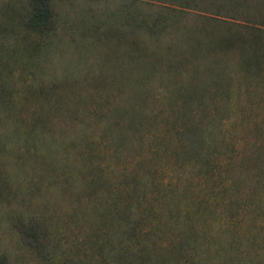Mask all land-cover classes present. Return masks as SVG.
Returning <instances> with one entry per match:
<instances>
[{"label":"rangeland","instance_id":"rangeland-1","mask_svg":"<svg viewBox=\"0 0 264 264\" xmlns=\"http://www.w3.org/2000/svg\"><path fill=\"white\" fill-rule=\"evenodd\" d=\"M26 1L0 0V36L5 35V32L9 34L7 39L0 37V43L11 47V54L16 57L10 59L0 46V68L5 69L4 72L10 69V73L1 79L2 86L9 88L16 101L14 115L21 117L27 114H45L52 124L58 126L61 121L59 111H64L65 118L76 117L78 120L79 116L89 115V109L94 110L100 101L114 99L117 93L122 96H133L135 93L137 97L149 100L153 110H164L165 113L170 111L167 105L159 102L169 98V89L162 88L170 86L169 83L163 84L168 81L167 77L157 73L152 80L145 81V76L138 77L141 64L134 65L124 57L119 61L108 60L107 65L112 67L107 68L116 70L114 76L119 78H110L108 81L96 79L94 73H85L91 69L87 68L89 64L105 66V55L119 50L112 51L115 42L112 44L105 40L106 37L101 32L134 30L128 25L116 27L122 18L120 11H115V15L105 14L103 10H115L121 2L132 0H50L55 26L41 31L51 32L43 39L39 35L24 33L28 31L22 28L21 16ZM142 6L148 13L154 12L146 4ZM198 9L212 14V10L198 6L197 9L187 11V17L183 18L185 24L188 22V25H200L197 23L200 20L194 18L198 16ZM224 15L222 12L220 17H227ZM125 24L130 25L132 22ZM16 32L21 34L17 35ZM36 40H40V45H47L44 51L47 58L32 59L31 54L26 53L34 51L32 44ZM88 56H94L93 59L97 60ZM83 57L85 59L80 62L86 65L75 67L77 58ZM230 62L231 59L223 58L218 65ZM230 80L231 83L235 81L231 77ZM201 81L206 85L211 84L210 78L202 77ZM53 83L58 84L59 88L53 89ZM29 84H33L32 93ZM127 85L130 86L126 87ZM242 88L247 90L245 81ZM250 88L255 95L248 97L249 92L243 89L234 92L228 99L225 96L221 99V94L216 93L219 96L217 99L226 108L227 104L231 108L229 121L226 119L223 127L227 128L230 139L231 136L235 138L236 146L234 150L226 149L223 155L232 154L230 156L235 157L238 162L246 160V165L253 146L250 132L245 129L247 126L251 127L250 121H247L250 117L243 118L246 112L242 113L241 109L247 108L254 117H264V84H256ZM251 100H259L260 106L250 107ZM242 103L244 104L241 105ZM201 110L194 108L191 112L198 114ZM213 110L211 104L208 113L213 114ZM90 117L94 119L93 113ZM86 120L89 123L83 120V127L81 122L75 128L70 125L65 134L54 129L51 133H55L56 138L51 145L35 139L29 140L30 144L26 147L23 129L5 132L12 138L0 145V264H264V213L254 215L257 213L253 212L247 216L246 212L239 211L228 221L221 213L222 202H213L211 208L207 209L212 212L204 211L200 215L206 218V222L202 218H196L193 225L199 233L208 227L211 238L202 244L199 239L192 243L180 241L189 223L181 216L173 219L169 209L185 208L186 204H181L185 201H180L181 197L174 193L179 192V188L185 189L186 184L194 187L191 192L195 195V198H191L193 202L206 197L207 179L200 174L184 172L182 175H174L168 171L170 165L166 163L162 167L163 172H157L152 181L155 183L153 192L137 190V202H133L130 215L129 212L122 214V209L126 208L120 205V199L129 193L130 196L136 195V192L135 195L132 193L135 179L133 172L129 173L131 164L119 166L125 169L124 174H118L116 168L114 173L107 172L102 144H95L89 149L82 143V139L79 140V136H84L85 132L91 133L94 138L98 136L97 125ZM150 131L152 133L145 136V144L151 139L166 140V135L170 133L168 131L164 135L165 132H159L157 127ZM21 132L23 134L18 136ZM5 134L3 131L0 135ZM74 134L77 135L72 138L74 142L71 143L69 137ZM50 147L59 148L58 155ZM147 149L148 147H144L142 152L145 158L149 156ZM33 150L36 154L31 156L30 151ZM53 156L59 157L60 161L56 163ZM161 157L164 158L161 163L170 160V156H165L166 159L163 155ZM66 164L67 169L63 171ZM217 168L221 169L223 166L219 165ZM224 175L230 176L225 172ZM94 176L97 177L96 183L103 185L94 189L93 193L82 191L91 189L88 182ZM216 176L219 177V170ZM246 177L249 178V175ZM253 181L255 177L251 176V180L246 181L247 185H242V197H249L250 190L247 189ZM166 186H172L175 192L167 193ZM163 192L166 193L161 195ZM255 194L250 195H257L253 199L264 204V194ZM191 205L189 209L192 208ZM214 205L216 207L213 210ZM125 214L128 220L122 217ZM16 216L26 219L35 217L42 221L44 235L41 245L32 247L20 239L13 225ZM229 238H234L233 247Z\"/></svg>","mask_w":264,"mask_h":264},{"label":"trees","instance_id":"trees-1","mask_svg":"<svg viewBox=\"0 0 264 264\" xmlns=\"http://www.w3.org/2000/svg\"><path fill=\"white\" fill-rule=\"evenodd\" d=\"M49 1H26L21 16L22 28L28 31L24 32L25 34L39 35L40 39H43L51 33L41 32L55 26L54 10ZM141 3L146 4L154 12L148 13ZM198 6L208 11L212 10V14H206V10L198 9L196 12L198 16L195 14L197 17L194 18L200 20L197 22L200 25H194L190 21L191 25H188V22L185 24L183 18L187 17L185 15L187 11L197 9ZM117 10L120 11L122 18L119 19L116 27L132 26L133 32H101L106 37L105 40L112 44L115 42V48H111L112 51L118 48L119 50L116 51L117 53L105 55V66L89 64L87 68L91 69L85 73H94L93 76L96 79L108 81L110 78L119 79L114 76L116 70L107 68V66L112 67L107 65L108 60L119 61L124 57L134 65L141 64L142 69H140L141 73L138 72V77L145 76V81L152 80V77H155L157 73L167 77L168 81L163 84L169 83L170 86L162 88L169 89V98L161 99L159 102L161 105H167L170 111L165 113L164 110H153L149 100L145 97H137L135 93L133 96L128 94L122 96L117 93L114 99L107 98L103 102L100 101L95 105L94 110L89 109V115L79 116L78 120L76 117L65 118L64 111H59L61 121L58 122V126L52 124L48 115L45 116V114L29 116L27 114L19 117L13 114L16 101L9 88L2 86L1 81L7 73H10V69H6L7 72H4L5 69L0 68V134L3 131L5 134L8 130L12 132V130L23 129L26 134L23 135V139L27 141L26 147H28L27 144H30L29 140L34 141L35 139L40 143L45 142V144L51 145L53 139L56 138L55 133H51L54 132V129H58L60 134L62 132L65 134L70 125L75 128L78 122H81V127H83L82 124L89 123L86 119L95 123L97 132H99L96 138L87 132L83 133L84 136H78L79 140L82 139V143L89 149H92L95 144H102L105 150L107 172L114 173L113 170L116 168L118 174H124L126 173L125 169L119 166L131 164L129 173L133 172L135 179L132 193L136 192V195L130 196L129 193L120 199L122 202L120 205L126 208L122 209V214L129 212L130 215V208L133 202H137V192L140 189L145 192H153L155 183L152 181H154L157 172H163L162 167L166 166V163L170 165L168 171L174 175H182L184 172L200 174L207 179V190L205 188V191L208 194L197 202H193L191 199L195 198V195L191 193L194 187L188 184L185 185V189L179 188V192H175L172 186L165 187L167 193L175 192L174 195L181 197L180 201H185L181 202V204H186L185 208H170L169 212L173 219L181 216L186 223H189L183 236L181 235L182 239H180L186 243H192L195 239H199L202 244L211 238L208 227L199 233L195 231L193 225H195L196 218H202V221L206 222V218L200 215L204 211L211 213L212 211L207 209L211 208L210 205L213 202L216 204L222 202L221 213L228 221L234 218L239 211L246 212L247 216L253 212L257 213L254 215L264 213L262 209L264 204L253 199L257 196L256 194H264V117H254L247 108L241 109L242 113L246 112L243 118L250 117L247 121H250L251 125L250 128L245 127L246 132H250L251 145L253 146L247 157V165L244 164L246 160L238 162L235 157L230 156L232 154L223 155L226 149L234 150L236 146H234L235 138L231 136L230 139L228 130L226 131L227 128L223 127L226 119L227 122L229 121L231 108L228 104L226 108V105L217 99L219 96L216 94L219 92L221 99L224 96L228 99L234 92L243 89L251 93H247L248 97L252 94L255 95L250 86L264 84V12L262 13L264 0H132L121 2L115 10L107 9L103 12L116 15L115 11ZM101 11L99 10V12ZM222 12L227 17H220ZM125 22H132V24H125ZM16 34L20 35L21 32L20 34L16 32ZM8 36L9 34L5 32V35L0 37L7 39ZM39 42L40 40L33 42V52H26L28 55L31 54L32 59L47 58V54L44 52L47 45H40ZM0 46L8 53L10 59H16L11 54V47L2 43ZM88 57L93 59L94 56ZM223 58H229L231 62L219 66L218 62ZM84 59L85 57L77 58L74 66L86 65L80 62ZM236 73L238 76H235ZM202 77L210 78L211 84L206 85L201 81ZM230 77L235 81L231 83ZM244 81L247 90L242 88ZM32 85L29 84L31 93ZM52 88H59V85L53 83ZM258 101H249V106L259 107L260 102ZM211 104L214 109L213 114L208 113ZM232 105L233 103H231ZM194 108L202 110L195 114L191 112V109ZM85 109L87 110V108ZM96 111L98 114L95 115ZM51 112L49 111V113ZM91 113H93L94 119H91ZM83 120L85 123L82 122ZM154 127H157L159 132L164 131V135L170 131L166 135L167 139H151L149 143L145 144L146 134L152 133L150 130ZM77 133H79L78 130ZM22 134L21 132L18 136ZM8 135L7 133L5 136L0 135V145L12 138ZM76 135L69 137L71 143L74 142L72 138ZM62 137L61 139H63ZM238 140L241 142L239 138ZM144 147H148L150 158L142 156ZM51 149L58 155L59 148L52 147ZM35 154V150L30 151L31 156ZM155 155L156 157H154ZM162 155L170 156V160L161 163L164 160ZM53 159L56 163L60 161L57 156H53ZM223 159L224 162H222ZM67 165H64L63 168ZM219 165L223 168L218 169ZM66 169L67 167L63 171ZM218 170L219 177L217 178ZM224 172L229 173L230 176L224 175ZM248 175L249 178L246 177ZM251 176L255 177V181L252 184L249 183L250 187L247 190H250L252 195L256 193V196L248 194L249 197H242V185L246 186V181L251 180ZM96 182L97 177H92L88 182L91 189L82 191L93 193L94 189L103 185ZM141 186L143 187L139 188ZM190 204H192L191 209H189ZM215 207L216 205L212 206V209L214 210ZM195 213L196 215H194ZM126 216L127 214L122 217L128 220ZM13 225L18 231L20 239L29 246L36 247L42 244L44 229L43 223L39 219L16 216L13 219ZM229 239L233 247L234 238ZM194 247L197 246L194 244Z\"/></svg>","mask_w":264,"mask_h":264}]
</instances>
